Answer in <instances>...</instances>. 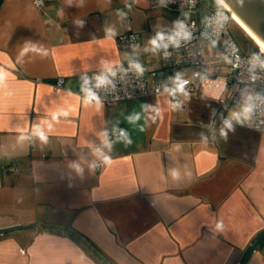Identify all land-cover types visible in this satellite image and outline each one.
Here are the masks:
<instances>
[{"label":"crops","instance_id":"obj_1","mask_svg":"<svg viewBox=\"0 0 264 264\" xmlns=\"http://www.w3.org/2000/svg\"><path fill=\"white\" fill-rule=\"evenodd\" d=\"M42 1L0 0V228L33 225L0 234V264H264V133L219 113L225 69L194 90L79 95L84 74L158 67L155 34L186 14ZM125 32L141 43L121 47Z\"/></svg>","mask_w":264,"mask_h":264},{"label":"built area","instance_id":"obj_2","mask_svg":"<svg viewBox=\"0 0 264 264\" xmlns=\"http://www.w3.org/2000/svg\"><path fill=\"white\" fill-rule=\"evenodd\" d=\"M32 1L37 7L43 4L42 0ZM148 2L186 14L179 26L155 34L159 66L149 67L138 59H131L109 71L84 74L79 95L109 104L146 95L149 85L152 93L194 90L201 81L225 69L227 93L220 101L219 113L227 121L264 133V50L258 47L257 52L248 53L240 47L229 28L234 20L230 8L217 2L212 8L202 9L200 0ZM116 40L121 47H133L141 43L142 36L125 32ZM182 69H190V74L171 82L169 75ZM64 82V77H58L52 86L59 89ZM180 104L177 100L171 101V106ZM231 105L242 108L244 116L227 114ZM104 163H94L95 169ZM8 169L14 171L16 167L9 165Z\"/></svg>","mask_w":264,"mask_h":264},{"label":"water","instance_id":"obj_3","mask_svg":"<svg viewBox=\"0 0 264 264\" xmlns=\"http://www.w3.org/2000/svg\"><path fill=\"white\" fill-rule=\"evenodd\" d=\"M224 4L264 43V0H224ZM29 226L33 225L16 224L1 227L0 234Z\"/></svg>","mask_w":264,"mask_h":264},{"label":"rangeland","instance_id":"obj_4","mask_svg":"<svg viewBox=\"0 0 264 264\" xmlns=\"http://www.w3.org/2000/svg\"><path fill=\"white\" fill-rule=\"evenodd\" d=\"M202 2L205 5H212L214 3L216 6L217 4V0H202ZM235 21L236 20L230 22L229 28L240 47L248 53L257 52L258 44L247 34L241 25L236 21L237 24ZM222 77H224V75Z\"/></svg>","mask_w":264,"mask_h":264},{"label":"bare ground","instance_id":"obj_5","mask_svg":"<svg viewBox=\"0 0 264 264\" xmlns=\"http://www.w3.org/2000/svg\"><path fill=\"white\" fill-rule=\"evenodd\" d=\"M225 5V4H224ZM232 16L234 17V20H236L239 25H241V27L247 32V34L249 36H251V38H253V40L258 44V47L261 50H264V43H262L256 36L255 34L250 30V28L233 12L231 11Z\"/></svg>","mask_w":264,"mask_h":264},{"label":"clouds","instance_id":"obj_6","mask_svg":"<svg viewBox=\"0 0 264 264\" xmlns=\"http://www.w3.org/2000/svg\"><path fill=\"white\" fill-rule=\"evenodd\" d=\"M217 2L220 3L221 5H224V0H217ZM153 43H155V42H153ZM246 111H247V109H246ZM173 175H175V173Z\"/></svg>","mask_w":264,"mask_h":264},{"label":"trees","instance_id":"obj_7","mask_svg":"<svg viewBox=\"0 0 264 264\" xmlns=\"http://www.w3.org/2000/svg\"><path fill=\"white\" fill-rule=\"evenodd\" d=\"M217 4H218V3H217ZM217 4H216V5H217ZM233 21H234V20H233ZM235 22H236V21H235ZM236 23H237V22H236ZM237 24H238V23H237Z\"/></svg>","mask_w":264,"mask_h":264}]
</instances>
